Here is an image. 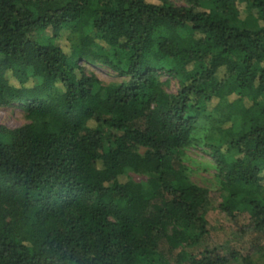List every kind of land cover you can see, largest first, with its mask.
Here are the masks:
<instances>
[{"label":"trees","instance_id":"16d2710c","mask_svg":"<svg viewBox=\"0 0 264 264\" xmlns=\"http://www.w3.org/2000/svg\"><path fill=\"white\" fill-rule=\"evenodd\" d=\"M0 106V264H264V0H0ZM214 208L231 240L188 250Z\"/></svg>","mask_w":264,"mask_h":264},{"label":"rangeland","instance_id":"374dc122","mask_svg":"<svg viewBox=\"0 0 264 264\" xmlns=\"http://www.w3.org/2000/svg\"><path fill=\"white\" fill-rule=\"evenodd\" d=\"M176 5H186L187 0H171ZM93 71H95L96 75L99 77L102 82L108 84L110 82H121L123 80L115 71L110 68L101 65H89ZM163 80L168 79V84L165 86L166 91L169 93H176L179 89V83L176 79L168 78L167 76L162 77ZM28 120L26 119L24 113L16 106L11 107H1L0 106V124L6 125L10 128L19 127ZM182 160L184 165L187 168V173L190 180L199 185L207 187L213 195V204L217 205V199L215 196L216 191L220 188V179L217 176V164L216 161L210 154V150L205 146L204 142L201 140L199 142H195L194 145L185 149L182 154ZM134 179L137 181H145L147 179L146 176L136 174L133 172L129 173ZM247 215L238 216V221L240 223H245L247 221ZM209 220V229H210V237L205 241L195 245L187 247L188 250L200 251V246L203 244L209 245H225L231 240L233 236V222L231 219L223 212L214 208L208 216ZM260 238L257 234H252L250 236L244 237L239 243H237L236 247L242 249L244 251H249L252 243L257 241ZM258 251V250H256ZM253 261L257 264L263 263V258L260 252H254L252 254ZM228 264H246L244 260H232Z\"/></svg>","mask_w":264,"mask_h":264}]
</instances>
